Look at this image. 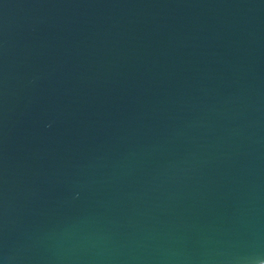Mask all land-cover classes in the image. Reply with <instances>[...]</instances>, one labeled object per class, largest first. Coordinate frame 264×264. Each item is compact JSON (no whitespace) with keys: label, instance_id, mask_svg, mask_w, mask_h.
I'll list each match as a JSON object with an SVG mask.
<instances>
[{"label":"water","instance_id":"95a60500","mask_svg":"<svg viewBox=\"0 0 264 264\" xmlns=\"http://www.w3.org/2000/svg\"><path fill=\"white\" fill-rule=\"evenodd\" d=\"M0 264H264V0H0Z\"/></svg>","mask_w":264,"mask_h":264}]
</instances>
